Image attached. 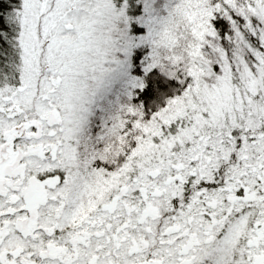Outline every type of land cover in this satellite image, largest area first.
Listing matches in <instances>:
<instances>
[{
    "label": "snow or ice",
    "instance_id": "6c2138e0",
    "mask_svg": "<svg viewBox=\"0 0 264 264\" xmlns=\"http://www.w3.org/2000/svg\"><path fill=\"white\" fill-rule=\"evenodd\" d=\"M0 264H264V0H0Z\"/></svg>",
    "mask_w": 264,
    "mask_h": 264
}]
</instances>
